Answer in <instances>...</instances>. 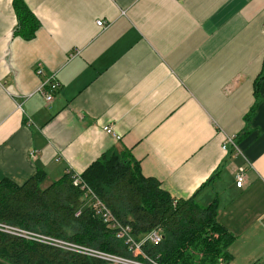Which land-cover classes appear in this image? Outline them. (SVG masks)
<instances>
[{"label": "crops", "instance_id": "0c3cea01", "mask_svg": "<svg viewBox=\"0 0 264 264\" xmlns=\"http://www.w3.org/2000/svg\"><path fill=\"white\" fill-rule=\"evenodd\" d=\"M22 2L29 37L0 0V180L45 188L126 150L172 198L215 203L228 264H264V0Z\"/></svg>", "mask_w": 264, "mask_h": 264}, {"label": "trees", "instance_id": "16d2710c", "mask_svg": "<svg viewBox=\"0 0 264 264\" xmlns=\"http://www.w3.org/2000/svg\"><path fill=\"white\" fill-rule=\"evenodd\" d=\"M14 6L19 23L27 30V37L31 36L36 20L22 0H14ZM41 178L42 172L38 171L20 185L0 180L1 224L127 257L131 255L127 244L116 236L117 228L109 227L117 223L128 227L135 241L143 240L151 231L161 234L160 242L142 244L141 252L135 253L139 262L228 264L231 259L227 250L234 237L216 221L215 203L200 205L192 198H172L159 181L141 173L126 150L104 154L81 174L66 171L45 188L40 187ZM74 178H79V185L87 189L73 184ZM95 199L102 206L94 205ZM0 264L112 263L50 242L0 231Z\"/></svg>", "mask_w": 264, "mask_h": 264}, {"label": "built area", "instance_id": "2783aa9c", "mask_svg": "<svg viewBox=\"0 0 264 264\" xmlns=\"http://www.w3.org/2000/svg\"><path fill=\"white\" fill-rule=\"evenodd\" d=\"M99 27L103 26V22L102 21H97L96 23ZM35 72L36 74L40 75L42 73V68L40 65L35 66ZM59 89V83L57 82L56 78L54 75L49 76L48 78H46L44 81L41 82L40 86H39V92L43 95L44 99L46 102H50L52 99V94ZM106 129V128H104ZM105 131L109 132L108 129H106ZM222 149L223 150H237L234 138L232 136H227L222 144ZM244 169L243 167H239L235 173V183L237 187H240L244 181ZM80 179L79 178H74L73 180V184L75 185H79L80 184ZM82 189L86 188L85 185H79ZM87 193V192H86ZM94 197V196H93ZM94 205H101L102 204L95 199ZM102 209H104L102 207ZM109 227H111L112 229L117 228V237H121L124 239L125 243L128 246V249L130 250L131 253H140L141 252V246L144 242H150V243H158L161 240V234L159 233V231H151L149 232L143 240L141 241H135L133 239V237L129 236L128 234V227H120L117 223L109 225ZM0 231L3 232H7L13 235H18L27 239H36L39 241H43V242H50L54 245L60 246L62 248L65 249H70L73 251H77L86 255H94L97 257H100L104 260H107L109 262H111L112 264H141L143 262H139V261H133L132 259L126 258V257H121V256H114V255H110V254H106L104 252H99L97 250L94 249H90V248H86V247H81V246H77V245H73V244H69L63 241H58V240H52L49 239L43 235L40 234H36V233H30V232H26L23 230H20L18 228L15 227H11L5 224H1L0 223ZM51 240V241H50ZM149 264H158L155 263L151 260H148Z\"/></svg>", "mask_w": 264, "mask_h": 264}, {"label": "rangeland", "instance_id": "374dc122", "mask_svg": "<svg viewBox=\"0 0 264 264\" xmlns=\"http://www.w3.org/2000/svg\"><path fill=\"white\" fill-rule=\"evenodd\" d=\"M44 185L45 184H41V186H44ZM235 247H236V245H235ZM235 253H238L237 249L235 250ZM242 254H243V252L240 251V253L237 256V258L240 257ZM126 258L132 259L133 261H137L136 260L137 257L135 258V253H131V255L127 256ZM141 264H149V262L146 261V262H143ZM233 264H241V261L240 260H236L235 263H233Z\"/></svg>", "mask_w": 264, "mask_h": 264}]
</instances>
